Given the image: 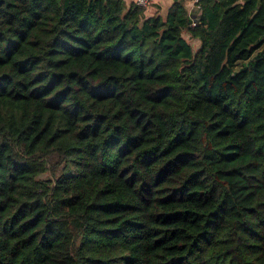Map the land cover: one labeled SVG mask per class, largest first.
I'll return each mask as SVG.
<instances>
[{
    "label": "trees",
    "instance_id": "trees-1",
    "mask_svg": "<svg viewBox=\"0 0 264 264\" xmlns=\"http://www.w3.org/2000/svg\"><path fill=\"white\" fill-rule=\"evenodd\" d=\"M191 1L0 0V264H264V0Z\"/></svg>",
    "mask_w": 264,
    "mask_h": 264
},
{
    "label": "crops",
    "instance_id": "crops-1",
    "mask_svg": "<svg viewBox=\"0 0 264 264\" xmlns=\"http://www.w3.org/2000/svg\"><path fill=\"white\" fill-rule=\"evenodd\" d=\"M126 2H130V0H126ZM172 0H155L149 7L145 9V15L151 16L155 13H163L170 6ZM185 6L189 9L191 14L194 16L195 8H193V4L191 0H184ZM197 46V42H194Z\"/></svg>",
    "mask_w": 264,
    "mask_h": 264
},
{
    "label": "built area",
    "instance_id": "built-area-1",
    "mask_svg": "<svg viewBox=\"0 0 264 264\" xmlns=\"http://www.w3.org/2000/svg\"><path fill=\"white\" fill-rule=\"evenodd\" d=\"M135 3L141 7H149L155 0H134ZM194 3H197L199 0H193ZM194 8L196 9L197 7L194 5ZM194 24V23H193Z\"/></svg>",
    "mask_w": 264,
    "mask_h": 264
},
{
    "label": "rangeland",
    "instance_id": "rangeland-1",
    "mask_svg": "<svg viewBox=\"0 0 264 264\" xmlns=\"http://www.w3.org/2000/svg\"><path fill=\"white\" fill-rule=\"evenodd\" d=\"M193 8H194V6H193Z\"/></svg>",
    "mask_w": 264,
    "mask_h": 264
}]
</instances>
